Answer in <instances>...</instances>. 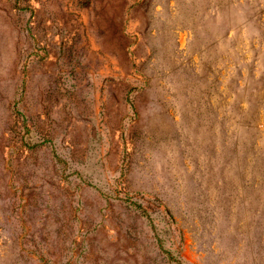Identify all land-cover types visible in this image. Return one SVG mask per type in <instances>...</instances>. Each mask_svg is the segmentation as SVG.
Masks as SVG:
<instances>
[{
    "label": "rangeland",
    "instance_id": "rangeland-1",
    "mask_svg": "<svg viewBox=\"0 0 264 264\" xmlns=\"http://www.w3.org/2000/svg\"><path fill=\"white\" fill-rule=\"evenodd\" d=\"M0 264H264V0H0Z\"/></svg>",
    "mask_w": 264,
    "mask_h": 264
}]
</instances>
